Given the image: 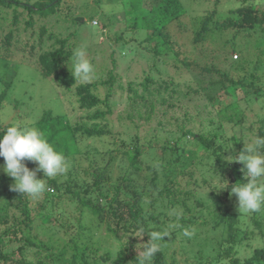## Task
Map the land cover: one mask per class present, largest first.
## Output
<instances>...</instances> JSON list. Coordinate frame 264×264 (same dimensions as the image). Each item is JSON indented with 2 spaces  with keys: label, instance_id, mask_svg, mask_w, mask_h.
Returning <instances> with one entry per match:
<instances>
[{
  "label": "trees",
  "instance_id": "obj_1",
  "mask_svg": "<svg viewBox=\"0 0 264 264\" xmlns=\"http://www.w3.org/2000/svg\"><path fill=\"white\" fill-rule=\"evenodd\" d=\"M62 2L63 0H0L2 44H11L14 40L18 42V38L14 36L21 28L34 27L36 22L42 24L45 20L58 16L64 9ZM127 2L132 8L127 14L135 13L133 23L127 29L137 31L145 28L146 39H154L151 50L154 57L161 59V65L167 68L170 62L167 56L174 53L184 65L185 71L191 73L192 60L188 54L183 53L171 27L172 24L181 22L180 18L186 13L183 1L163 0L162 4L150 6L144 0ZM241 2L230 8L229 16L224 19L216 18V7L212 11L194 16L193 22H196L197 27L192 30L193 44L214 41L228 28H235L243 34L258 32L260 36L256 38L255 54L250 58H245L244 55L239 60H231L228 65L235 70L246 68L247 64L263 69L264 6L257 7L248 0ZM73 20L80 22L83 17L70 18V23ZM38 31L43 44V35L48 31L47 25H40ZM48 37L53 39L52 48L41 54L38 73L54 82V86L60 93L68 96L69 101L74 98L84 112L72 120L69 115L64 119L63 115L43 107L35 120L33 125L46 134L67 160V171L60 176L46 178L48 191L39 198L23 196L22 193L13 191V179L5 172L0 173V226L7 224L5 230L0 232V264H140L139 256L144 255L145 249L151 243L148 242L150 231L155 234L153 231L156 223H169L175 232L172 238L168 239L164 235V239L156 242L159 250L151 258L150 264H263L264 248L255 249L246 256H242L240 250L257 238L264 239L263 208L258 212L246 213L235 207L236 204L230 199L234 195L230 196L229 193L233 185L244 182V172L241 171L243 163H229L226 159L228 156H238L247 138H264V104L254 110L256 120L250 122L247 114L251 110L249 105L259 102L263 97V83L259 86L255 81L259 79V75L252 71L256 78L249 73L235 76L231 71L216 69L215 64L206 65L201 70L209 76L211 71L216 70L220 77L195 74L196 82L188 80L183 86L179 78L174 79L175 75L170 80L163 78V71L154 63L156 67L153 70L161 76L155 77L148 67L142 70V75L145 74L143 77L133 76L127 80L126 105L116 117L118 125L124 128L126 138L117 137L108 119L114 113L116 105L113 101L116 97L115 83L118 81L120 86L124 83L122 74L118 75L114 68H104L89 82L75 81L66 65L73 52L69 37H61L55 32H51ZM122 39H126L123 33L117 35L114 41ZM234 46L235 43L233 51L236 50ZM114 54L113 50L112 63L116 66L118 62ZM234 56L238 58L237 53ZM225 59L228 58L225 56ZM128 68H131L130 64ZM179 73L176 75H181ZM2 79L3 77L1 81ZM3 84L5 86L0 87V110L16 82L5 81ZM220 92L228 96H239L240 99L232 101L223 97ZM184 98L198 104L206 102L207 98L209 103L218 106L214 116L206 108L200 114H204L206 118L211 115L209 126H215V116L219 117L220 111L235 102L233 109L241 108V112H232V115L238 117L237 121H234L233 116L228 117L227 123L232 125L233 132H226V122L221 120L212 132H196L190 123L193 121L190 119L192 115L188 112L178 117L175 113L170 122L168 119L163 120V117L159 118L160 114L167 117L178 107L177 100ZM34 104L43 106L45 103ZM24 110L25 115L18 117L25 119L29 114L34 115L32 108L25 107ZM155 119L157 124L152 123ZM12 123L14 122L3 126L0 121V131ZM148 124L150 126L147 131L145 125ZM130 128L132 131H129ZM251 129H256L257 135L253 136V132L249 134ZM189 134L192 136L193 145L203 146L204 150L200 154L181 147L182 141L188 140ZM107 136H111V139L106 143V148L98 147L96 142L82 145L87 139L94 142L102 138L104 144V137ZM160 150L171 153L167 160L170 169L178 164H187L191 176L195 169H205L204 173L210 179L204 178L202 184L210 187L214 196L207 199L197 198L196 204L206 207L205 204L210 199L217 198L218 204L215 208L195 209L197 206L189 201L194 198L193 190H182L170 175L167 176L169 181L161 184L157 181L155 166L145 162L143 154L151 155ZM166 153L160 160H163ZM211 157H214L212 167H203L207 165L205 160ZM33 166L35 169L36 163ZM143 168L154 171L149 182L151 188L153 186L157 191L156 196L146 200L140 188H146L148 182L144 177L140 183L136 179ZM185 171L183 168V173ZM37 175L38 178H44L42 172ZM221 177L229 181L228 188L217 191L215 189L220 187ZM157 203L167 207L179 204L185 210L181 211L180 216H169L167 212L158 211ZM68 206L70 210H67ZM245 213L253 222L252 229L249 224L244 225L241 219V215ZM88 215L92 218L91 222L87 221ZM54 223L57 225L53 226ZM51 225L56 229L51 228L49 231ZM188 227L196 231L186 236L185 230ZM201 227L203 230L199 231ZM39 228L50 238H41L39 232H36ZM99 230L100 235L97 236ZM139 237H142L141 244ZM110 240H114L112 248H105ZM176 244L181 245L186 255H190L184 256L183 262L176 260L175 251L171 255L172 259H167L168 249L177 248ZM139 246L142 254L137 251Z\"/></svg>",
  "mask_w": 264,
  "mask_h": 264
},
{
  "label": "rangeland",
  "instance_id": "obj_2",
  "mask_svg": "<svg viewBox=\"0 0 264 264\" xmlns=\"http://www.w3.org/2000/svg\"><path fill=\"white\" fill-rule=\"evenodd\" d=\"M182 1L186 8V13L180 18L181 22H178L177 24H172L171 27L172 32L179 40V43L182 46L181 49L183 53L188 54L190 56V60H192L190 65V75L187 73V70L185 71L184 65L181 61H178V58L174 53H170L167 56L168 59L170 58V60H168L170 62L169 65H167V68L161 65V59L154 57V54L151 50L152 45L154 43V39H146L147 33L145 28H141L137 31L127 29V27L133 23V18L135 16L134 12L127 14V11L132 9L131 6L128 5L127 0H63V2L61 3L64 7L62 13H59L58 16L51 17L50 20H45L44 22H42V24H46L48 27V31L44 33V35L42 34L44 40L43 44H41V39L39 37L40 34L38 31L39 26L42 25L40 24V22H36L34 27H28L27 29L21 28L20 31H18L17 34L14 36V38H18V42L14 40L11 44H2V40L0 39V87L3 88L5 86L3 84L5 81L9 82L14 80L16 82L15 88L13 90H9L10 93L8 92V96L6 97V100L3 104L4 106L0 110L1 124L5 126L11 121L14 123H23L24 121L28 122L29 124H34L35 120L38 119L37 117H39V114L41 113L43 107L54 110L55 114L63 115L64 119H66L67 115H69L72 120H74L82 112H84L83 110L81 111V108H79V105L74 98L69 101V97L64 95L63 93H60V91H58V89L54 86V82L44 78L42 75L40 76L38 73L40 70L39 64L41 54H43L44 51L47 52L52 48L53 39H50L48 37L51 32H55L61 37H69V43L71 44L72 51L81 44L86 45V51L88 53V57L91 63L94 66L96 75H99L101 71L104 70V68H114V71H117L118 75L122 74V77H124V83H122L124 87L120 86L121 84L119 85L118 81L115 83L114 90H116V97L113 101L116 102V105H114V113L110 114L108 119L110 122V126L112 127V131L117 137L126 138L124 128L121 125H118V123L116 122V117L121 111H123L126 105V82L133 76H137V78L143 77L145 74L142 75L141 72L144 68L148 69V67L151 68L150 70H152V74L155 77L161 76L153 70L156 67L154 63H157L158 67H160L161 71H163V78L170 80L173 79L171 78V76L175 75L176 78L174 79L177 80L179 78L183 86L188 80L195 83L197 80L194 78L196 77L195 74H200V76L206 75L208 77L212 76L213 78L220 77L216 70L211 71L209 73L210 76L207 75V72L201 70L202 66L206 65L213 66V64H215L214 67L216 69L221 71H231V73L235 76L238 74L245 75L249 73L252 74L254 77L256 76L252 73V71H254L256 74L259 75V79L255 80L256 83L259 86H262L263 83V97L259 102H254L249 105L248 108L251 110H248L247 114L250 122H252V120H256V116H254V110L261 108V106L264 104V64L263 69L262 67L254 68L253 64H247L246 68H239L238 70H235L228 64H230L229 62L231 60H239L244 55L245 58L252 57L256 52V50H254L257 42L256 38H258L260 34L255 31H250L248 34H243L242 32H237L235 28H228L223 31L222 35L218 37V39L214 41H208L196 45L193 44L192 40V30H195V27H197L196 22H193L194 16L212 11L216 7L218 11L215 14L216 18L224 19L229 16L228 10L232 7H236L241 4V0H219V3H216V0ZM248 1L250 3H254V5H256L257 7L258 5L264 6V0ZM144 2L145 4L150 6L152 4H162L163 0H144ZM78 16L83 17V20H79L80 22H74L73 20L70 23V18L72 19ZM75 31L77 32V34H72ZM121 33L124 34V38L126 39H122L121 41L115 42L114 40L116 39V36L120 35ZM233 43H235L234 47H236V50L234 51L232 49ZM113 50L115 51L114 56L116 57L118 62V65L116 66H114L112 63L111 53ZM66 51H68V48H66ZM234 53H237L238 58L234 56ZM71 56L68 62L66 63L68 68V65H71ZM225 56L228 59H225ZM129 64L131 68H128ZM177 72H180L179 74L181 75L177 76ZM2 77L3 79L1 81ZM220 93L222 94V92ZM222 95L223 97L232 99V101L234 99H240L239 96L235 97L224 94ZM31 96H33L34 98ZM207 98L206 102H202L200 104L193 100H185L186 98L179 99L177 100L178 107L174 108L171 113L167 115V117L160 114L159 118L163 117V120L168 119V121L170 122L173 120L174 117L172 115H174L175 113L178 117L180 114L182 115L185 112H188L189 115H192V118L190 119H192L193 121L190 123L192 124L191 126L196 132H206L207 130H209V132H212V130L216 128L215 126L218 125L221 120L223 122H226V132H228L229 134L232 133V125L227 123L228 117L233 116L234 121H237L238 117L232 114H239L241 112V108L236 109L237 111L233 109L235 102L232 105H228L227 109H223L222 111H220L221 113L219 114V117L215 116L216 119H213V121H215V126H209V118H211V115H216L215 113L218 109V106L209 103ZM33 99H37L38 101L35 102ZM230 101L231 100H229V102ZM17 102L19 104H16ZM41 102H44L45 104L43 106H37L36 104H34ZM31 104H34L35 106L31 107ZM25 107L29 109L32 108L34 115L29 114L28 118L25 119L21 118V116H19V118L18 115H25ZM205 108L211 110V115L209 114L210 116L208 115V118L204 117V114L200 115L202 111L205 112ZM201 116L206 119H204L205 123L202 119L203 117ZM152 123L157 124V119H155ZM149 126L150 124H148V126L145 125L147 131L149 130ZM238 126L236 131H238L239 129ZM129 131H132V128H130ZM252 132L253 136H255V134L257 135L256 129H251L249 134ZM110 139L111 136L104 137V144L103 138L97 139L94 142L91 139H87L82 143V145L87 143L92 144L96 142L95 144L98 147L106 148L108 147L106 143ZM191 140L192 136L191 134H189L188 140L182 141L181 147H186L190 149L189 151L194 152V154H200V152H203V146H201L200 144L193 145ZM252 141V138H247L246 145L251 143ZM164 153L166 152L160 150L159 152L156 151L155 154L151 155L143 154L144 161L152 166H155V170H157L158 173L157 181L160 184L169 181L167 176L170 175L172 179L177 181L178 186L182 188V190H193V192L195 193L194 198L190 199L189 201H191L196 206L197 198L207 199L208 197L211 198L212 196H214V193L212 195V189L210 187H207V185L202 184V180L204 178L210 179L204 173L205 169L201 168V170L199 171L195 169L193 176L189 174L188 171L190 167H187V164L185 166L183 164H178L170 169V166H168L167 164V160L171 156V153H166L164 155L163 160H160L161 156ZM205 162L207 165L203 167H212L214 157L206 159ZM4 163V158L0 157V165H3ZM26 163L30 169H34L33 162L26 161ZM84 164H86V162H84ZM183 168L184 170H186L184 173ZM3 172L4 171L0 169V173ZM153 174V170L143 168V170L139 174V177L135 176L136 179H138V183H140L142 177H144L145 181L148 182L145 186L146 188H140V192H143L145 200L149 199V197L151 196L157 195V191L154 190L153 186L151 188V184L149 182V179ZM12 182L14 181L12 180ZM230 199L232 200L233 204H236L235 207L239 208L238 199L236 195H234V197ZM209 201L210 202L205 204L208 208H215L218 204L217 198H215L214 200L210 199ZM157 204L158 211L161 210L167 212L169 216H180L181 211L185 210L184 207L179 204L175 207H167L166 205H162L161 203ZM206 207L197 206L195 207V209H204ZM68 209L70 210L69 206L67 207V210ZM187 214H189V212ZM86 218L88 222L92 221V218H90L89 215ZM241 219L244 222V225L249 224V227L251 229L254 227L253 222L250 220L246 213L241 215ZM10 224L8 223V225ZM54 224L53 226L57 225V223ZM6 226L7 224H3L2 226H0V232L4 231ZM155 227L156 228L153 231L155 235H166L168 239L174 236L175 229L169 223H162V225L156 223ZM49 228V231H51V228L53 230L56 229L55 227H52V225ZM39 229L40 230L37 229L36 232H39L41 238L47 240L49 237L48 234H46V232L43 233L44 231H42L41 228ZM201 229L202 227L199 231H201ZM195 231L196 230L192 227H188V229L185 230V232L188 233H193ZM97 234V236L100 235V230ZM177 239L178 241L180 240L179 238ZM112 241L114 242V240H110L107 246L105 245V243V248H112ZM139 241V244H141L142 237L139 239ZM176 246L177 248L171 247L168 249L167 259H172L171 255L175 251L176 260L179 262H183V259L185 257H189L190 255H186L187 253L184 252V249L182 250L181 245L176 244ZM261 248H264V239L261 240L257 238L253 240L250 245H248L247 247H242L240 248V250L242 256H246L252 254L255 249ZM137 251L140 254H142L143 252L140 249V246L139 248H137ZM195 255L196 254H191V256ZM193 260L194 258H192V262Z\"/></svg>",
  "mask_w": 264,
  "mask_h": 264
},
{
  "label": "clouds",
  "instance_id": "obj_3",
  "mask_svg": "<svg viewBox=\"0 0 264 264\" xmlns=\"http://www.w3.org/2000/svg\"><path fill=\"white\" fill-rule=\"evenodd\" d=\"M68 66L75 81L89 82L96 75L84 44L73 50L71 65ZM0 157L5 161L0 165V169L14 181L12 190L32 198H39L48 191L46 178H54L67 171L65 155L57 150L40 128L29 123H12L0 131ZM226 159L229 163H243L241 171L244 172V182L233 185L229 193L230 196L236 195L239 211H260L264 208V138L258 137L245 144L238 156L232 155ZM26 161L36 163L37 167L30 169ZM40 172L43 173V179L38 178L37 174ZM227 188L228 181L221 177V185L215 190ZM185 235L190 234L185 232ZM162 239L164 236L152 234L150 231L148 242L151 243L143 256L138 254L140 264H150L151 258L159 250V244L156 242Z\"/></svg>",
  "mask_w": 264,
  "mask_h": 264
}]
</instances>
